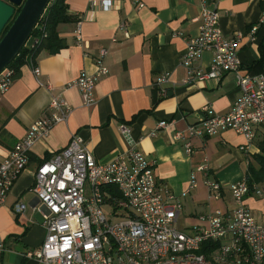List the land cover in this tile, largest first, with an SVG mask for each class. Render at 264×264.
I'll list each match as a JSON object with an SVG mask.
<instances>
[{"label":"crops","instance_id":"crops-1","mask_svg":"<svg viewBox=\"0 0 264 264\" xmlns=\"http://www.w3.org/2000/svg\"><path fill=\"white\" fill-rule=\"evenodd\" d=\"M102 0H67L68 12L81 18L84 45L74 38L76 22L60 24L57 33L66 44L59 52L40 51L32 58L40 74L36 78L27 62L14 76L12 84L0 101V162L6 158L15 143L36 120L47 115L52 97L60 95L70 113L65 122L52 127L49 133L36 141L29 150V163L10 189L4 205H0V264H42L24 254L37 249L43 242L42 213L32 187L38 165L50 159L66 146L72 135H79L88 150L101 163L112 161L125 152L126 145L119 126L126 124L138 141V148L148 160L155 161V177L175 195L189 187L192 171L203 163L209 166L210 178L224 188L220 199L209 197L204 185L205 176L196 174V187L181 197L182 209L178 226L188 231L197 223V217L215 209L231 207L228 185L247 177L248 165H256L253 155L260 152L264 129L258 128L252 146L246 151L243 136L226 130L211 137H193L192 153L185 152L184 143L172 139L173 132L185 129L198 121L201 109L210 105L216 113H226L239 97L235 76L228 73L220 81L205 80L193 85L183 84L185 70L180 58L186 40L198 33L197 17L201 3L211 0H109L111 9H91L90 3ZM143 7H138V3ZM219 13V27L229 37L242 33L238 56L241 71L260 59L264 48V24L252 39L248 37L264 8V0H214ZM126 23L129 37L120 25ZM107 49L105 64L108 74L95 85V103L82 104L79 91L68 87L82 71L91 73L93 58L101 49ZM87 52V55L84 53ZM211 53L204 52L199 64L206 68ZM168 74L166 96H160L154 80ZM256 72L252 74H258ZM39 82L41 84H39ZM161 121L169 125L157 129ZM155 131L154 136H149ZM263 196L252 194L245 198L254 217L264 215ZM24 203L27 209L14 215L15 203Z\"/></svg>","mask_w":264,"mask_h":264},{"label":"built area","instance_id":"built-area-1","mask_svg":"<svg viewBox=\"0 0 264 264\" xmlns=\"http://www.w3.org/2000/svg\"><path fill=\"white\" fill-rule=\"evenodd\" d=\"M112 6L109 0L90 3L92 10H108ZM138 7L143 4L139 2ZM196 21L198 33L186 40L180 58L185 70L183 84L220 81L233 73L239 97L223 114L216 113L210 105L204 106L197 123L185 131L175 130L172 139L183 142L185 152L191 154V138L211 137L230 130L243 136L242 149L246 151L253 144L256 130L264 129V71L258 74L241 71L238 51L242 33L235 32L229 37L222 33L214 0L210 5L206 1L201 3ZM80 23L78 17L74 38L78 45H84ZM262 24L264 8L250 29V39ZM119 28L128 38L126 23ZM36 42L30 36L25 46L32 47ZM204 52L211 53L206 68L199 64ZM107 54V49H101L93 58V71H82L67 85L79 91L86 107L94 105L95 85L109 72L105 64ZM27 62L37 78L38 67L32 58ZM14 76V70L8 67L0 72V101ZM154 84L160 96H166L168 74L157 76ZM48 111L28 127L0 162V205L5 204L11 187L27 167L31 146L54 125L65 122L70 108L58 95L51 98ZM168 125L161 121L157 129ZM118 129L126 149L112 161H97L85 141L72 135L66 146L38 165L32 192L42 213L45 236L37 249L24 254L26 258L42 264H264V223L256 220L245 203L250 194L260 199L262 188L257 185L249 188L246 178L228 185L231 207L200 214L196 224L188 231L182 230L178 226L180 198L196 187V174L204 173V185L213 199L222 197L223 185L209 177V166L203 163L192 171L188 189L175 195L155 177V161L148 160L138 148L130 127L121 124ZM155 134L153 131L149 136ZM26 209L24 203L18 202L11 212L21 215Z\"/></svg>","mask_w":264,"mask_h":264},{"label":"trees","instance_id":"trees-1","mask_svg":"<svg viewBox=\"0 0 264 264\" xmlns=\"http://www.w3.org/2000/svg\"><path fill=\"white\" fill-rule=\"evenodd\" d=\"M68 9L67 0H50L48 7L44 10L31 33V36L37 42L29 48L24 46L7 66L14 70L15 75L18 74L20 67L27 63L28 58L35 57L40 51L44 50L49 54H55L66 46L64 40L57 33V27L60 24L72 23L78 20L77 16L74 17L68 12ZM18 11L19 8H16L14 17ZM10 24L11 21L4 27L0 38L7 31ZM259 49L261 53L260 59L248 69L251 74L264 71V48L260 46ZM259 150L258 154L253 155L256 165H248L246 179L249 188L255 185H261L264 188V139L260 144ZM202 251H204V248Z\"/></svg>","mask_w":264,"mask_h":264},{"label":"water","instance_id":"water-1","mask_svg":"<svg viewBox=\"0 0 264 264\" xmlns=\"http://www.w3.org/2000/svg\"><path fill=\"white\" fill-rule=\"evenodd\" d=\"M50 0H0V72L6 68L25 46L37 21L48 7ZM19 8L14 17L15 9Z\"/></svg>","mask_w":264,"mask_h":264},{"label":"rangeland","instance_id":"rangeland-1","mask_svg":"<svg viewBox=\"0 0 264 264\" xmlns=\"http://www.w3.org/2000/svg\"><path fill=\"white\" fill-rule=\"evenodd\" d=\"M256 220H257L258 222H263V223H264V215L260 213L259 215H257Z\"/></svg>","mask_w":264,"mask_h":264}]
</instances>
